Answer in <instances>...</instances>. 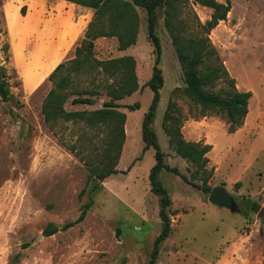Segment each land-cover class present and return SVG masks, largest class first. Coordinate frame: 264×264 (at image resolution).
Returning <instances> with one entry per match:
<instances>
[{
  "label": "rangeland",
  "instance_id": "obj_1",
  "mask_svg": "<svg viewBox=\"0 0 264 264\" xmlns=\"http://www.w3.org/2000/svg\"><path fill=\"white\" fill-rule=\"evenodd\" d=\"M231 2L227 19L220 21L209 37L237 86L240 83L243 91L253 92L244 123L246 137L245 132L228 131L225 114L211 110L200 116V107L183 91L175 92L185 87V77L165 25L164 8L157 10L159 67L164 82L151 128L164 163L178 172L164 168L159 173L171 199L167 207L171 231L158 245L155 264H264V0ZM137 10L140 28L136 44L121 50L116 36H100L93 47L92 59L97 61L124 56L136 61L139 89L114 99L109 93L114 77L97 63L76 71L70 62L86 37L93 8L67 0H0V78L10 93L8 99L0 94V264L152 261L163 228L162 197L152 190L149 175L156 164L155 149L146 147L142 125L154 98L149 81L157 49L149 36L146 10ZM184 11L191 28L199 20H209L213 13L195 0H189ZM49 27L55 30L52 34L47 32ZM74 33L71 42L77 39L63 57L64 53L54 50V43ZM85 55L83 52L82 57ZM62 62L66 66L50 79ZM63 76L68 78L63 91L67 111L91 112L113 101L126 115L118 172L103 181L97 177L89 180V167L106 159L111 126L83 119H45L43 102ZM225 85L220 82L214 90ZM76 98H89L91 103H74ZM170 101L175 102L173 113L180 118L185 139L186 125L207 120L217 132L218 153L233 147L238 159L244 160L246 152L248 157L254 155L239 185L225 180L226 174L214 178L210 154L205 172L177 154L163 123ZM133 104L139 108L131 110L128 106ZM215 184L235 197L238 212L209 200L211 191L205 187L214 188ZM86 206L84 219L77 221ZM49 223L60 230L46 236L44 229ZM69 223L74 225L64 228Z\"/></svg>",
  "mask_w": 264,
  "mask_h": 264
},
{
  "label": "trees",
  "instance_id": "obj_2",
  "mask_svg": "<svg viewBox=\"0 0 264 264\" xmlns=\"http://www.w3.org/2000/svg\"><path fill=\"white\" fill-rule=\"evenodd\" d=\"M80 5L88 6L94 9V17L86 30V37L80 46L76 47L77 57L70 60L76 71L83 66L96 64L102 67L115 79V84L109 87V93L114 99H123L139 89L138 78L135 67L136 61L132 56H124L116 59L97 61L92 59L93 47L95 40L100 36H116L119 42V49L125 50L136 44L140 28V15L137 7L146 10L148 18L149 36L154 42L157 49V59L154 66L153 76L149 81V86L154 91L152 104L146 114L143 125L142 135L146 147L155 149L156 164L150 171V182L152 190L161 195L162 204L160 215L163 221V228L156 240L154 256L150 264H155V255L158 253V245L167 239L171 231V220L167 207L170 205V196L163 186L159 173L162 169L168 168L178 172L176 168H170L164 163V154L159 145L157 135L151 128L156 109L160 100V89L163 86L162 69L159 67L161 44L160 38L156 34V24L158 21V8H164V19L167 30L169 31L173 44L175 46L178 59L180 61L186 85L183 89L177 88V91L190 98L195 106L200 107V116H206L211 110L226 115L229 127L228 131L233 133L241 128L249 113V103L253 92L241 91L237 87L236 79L230 74L225 66L218 50L212 43L209 34L220 21L226 20L228 13L231 11L232 2L226 0H195L196 2L213 9L212 16L206 22H197L193 28L185 18L184 8L189 0H67ZM23 14L25 11L23 9ZM83 52L86 53L82 57ZM66 62L60 63L51 73L50 79L57 76L58 72L66 66ZM90 66V65H89ZM226 85L220 90L214 88L220 83ZM5 82L0 78V94L4 99L10 97L9 89ZM68 85V78L63 76L55 84L43 102V113L47 122H57L61 119L70 121L73 119H83L90 124H103L111 126L109 134L111 138L107 141L105 150L106 159H101L99 164L89 167V180L97 177L103 181L112 174L118 172L116 169L117 161L120 155V141L124 138V125L126 115L118 108L119 104L111 101L105 102L102 108L94 111H67L64 107L65 94L63 91ZM74 103H91L89 98H76ZM131 110L139 108L138 104L128 106ZM176 110L175 102L170 101L164 118V127L171 137L170 143L175 148L178 155L192 163L202 167L206 171V165L209 162L208 152L212 145L203 144V142L188 141L184 138L180 118L173 112ZM209 176L204 178V184L207 185ZM241 182H236L240 184ZM97 185H99L97 183ZM96 185V187H98ZM211 191L212 188H206ZM84 211L77 221L85 217ZM74 225L67 224L64 228ZM60 228L54 223H49L44 229V235L51 236L59 231ZM18 255L14 257V260ZM10 264H15L11 262Z\"/></svg>",
  "mask_w": 264,
  "mask_h": 264
},
{
  "label": "crops",
  "instance_id": "obj_3",
  "mask_svg": "<svg viewBox=\"0 0 264 264\" xmlns=\"http://www.w3.org/2000/svg\"><path fill=\"white\" fill-rule=\"evenodd\" d=\"M53 30L52 27H49L47 32H49V34H52V32L55 31ZM74 35L75 33L64 40L62 39L56 41L54 45L56 46L57 49L54 48L53 49L57 50L59 53H64L63 55L64 57L70 51L69 50L70 47L74 44L75 40L77 39L76 38L74 41L71 42ZM70 42L71 44H69ZM48 44H50V42ZM237 87L241 91L244 90L243 85H241L240 83H238ZM183 131L188 141H195V142L201 141L204 144L209 143V145H212V149L208 152V154L211 155L212 163L215 166L214 178L226 174L225 180L229 181V183L232 185L235 182L241 181L243 174L245 172H248V170L250 169L254 155H250V157H248L249 153L246 152L245 156L243 157L245 159L243 160L240 158L238 159V157H235L233 147L232 150L224 151V153H218V151H216L218 145V141H217L218 137H217V132L215 131L214 128V123H212L211 121L196 120L193 123H189L188 125H186ZM247 131H248L247 124H244L234 133L236 134L239 132H245L243 137H246ZM227 181L225 182L227 183ZM217 185L219 184H215V186Z\"/></svg>",
  "mask_w": 264,
  "mask_h": 264
},
{
  "label": "water",
  "instance_id": "obj_4",
  "mask_svg": "<svg viewBox=\"0 0 264 264\" xmlns=\"http://www.w3.org/2000/svg\"><path fill=\"white\" fill-rule=\"evenodd\" d=\"M209 200L219 206L229 208L234 212H238L240 210L235 197L222 186H215L212 188L209 195Z\"/></svg>",
  "mask_w": 264,
  "mask_h": 264
}]
</instances>
